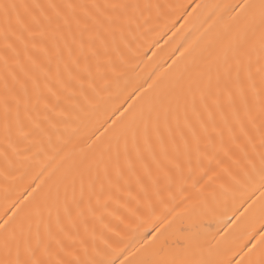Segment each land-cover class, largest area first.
Returning <instances> with one entry per match:
<instances>
[{
	"label": "snow or ice",
	"instance_id": "snow-or-ice-1",
	"mask_svg": "<svg viewBox=\"0 0 264 264\" xmlns=\"http://www.w3.org/2000/svg\"><path fill=\"white\" fill-rule=\"evenodd\" d=\"M0 191V264H264V0H0Z\"/></svg>",
	"mask_w": 264,
	"mask_h": 264
},
{
	"label": "bare ground",
	"instance_id": "bare-ground-1",
	"mask_svg": "<svg viewBox=\"0 0 264 264\" xmlns=\"http://www.w3.org/2000/svg\"><path fill=\"white\" fill-rule=\"evenodd\" d=\"M167 2L173 4H189L194 6L195 3L205 5L229 4L235 3L237 0H167ZM210 11L211 9L201 10L198 13L193 14V16L189 19L188 24H184V20H162L156 27L155 31L141 41L143 47L139 52V56L143 62L139 65V75L141 77H146L148 73L156 69L164 71V68H160V66L164 65L166 68L167 64L171 63V59H175L179 56V52L176 51V49L181 44L185 46L193 44L194 46L197 38L203 31L201 26L204 25V21ZM173 23H175V27H172ZM181 25H184V27L181 28ZM169 29H171V31H169ZM173 33H175V35H173ZM157 41L159 43H156ZM3 210L4 199L3 193L0 191V214H2ZM150 227L151 221L145 219L143 221V226L139 229H137V225L135 223L130 228H122L120 233L121 245L129 244L133 241L138 244L139 235L144 232V229Z\"/></svg>",
	"mask_w": 264,
	"mask_h": 264
}]
</instances>
